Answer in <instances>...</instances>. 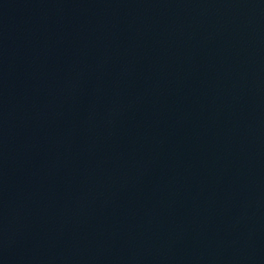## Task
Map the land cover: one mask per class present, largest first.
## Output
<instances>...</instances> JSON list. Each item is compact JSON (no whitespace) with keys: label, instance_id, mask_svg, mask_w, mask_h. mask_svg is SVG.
Returning <instances> with one entry per match:
<instances>
[{"label":"water","instance_id":"obj_1","mask_svg":"<svg viewBox=\"0 0 264 264\" xmlns=\"http://www.w3.org/2000/svg\"><path fill=\"white\" fill-rule=\"evenodd\" d=\"M0 264H264V0H0Z\"/></svg>","mask_w":264,"mask_h":264}]
</instances>
